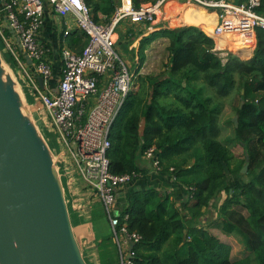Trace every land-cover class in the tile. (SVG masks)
<instances>
[{
	"label": "trees",
	"instance_id": "trees-1",
	"mask_svg": "<svg viewBox=\"0 0 264 264\" xmlns=\"http://www.w3.org/2000/svg\"><path fill=\"white\" fill-rule=\"evenodd\" d=\"M84 1L96 23H110L116 0ZM133 1L135 8L143 3ZM99 12L105 16L104 22ZM258 12L264 15V0ZM131 24L116 45L122 60V55L130 57L135 67L141 68L159 37L168 40V60L160 74H138V88L126 98L112 129L111 172L142 175V157L155 148L160 173L174 178L192 197L181 209L170 194L146 188L135 190L127 204H120L121 222L142 236L133 249V263L264 264V29L256 30L252 57L242 60L230 54L223 60L214 52L215 40L196 27L146 35L142 25ZM5 32L11 34L9 29ZM70 36L68 47L80 54L88 44L87 37L80 30ZM138 40L139 46L133 47ZM0 53L11 70L17 69L1 39ZM225 98L238 99V127L232 124L245 151L241 161L220 139L221 99ZM246 163L248 171L243 173ZM223 195L226 198L215 225L224 234L241 238L245 248L242 257L234 258L231 246L204 226L206 214ZM118 261L111 255L103 264Z\"/></svg>",
	"mask_w": 264,
	"mask_h": 264
},
{
	"label": "built area",
	"instance_id": "built-area-1",
	"mask_svg": "<svg viewBox=\"0 0 264 264\" xmlns=\"http://www.w3.org/2000/svg\"><path fill=\"white\" fill-rule=\"evenodd\" d=\"M169 1L157 0L135 8L133 0H121L122 4L110 23L98 24L84 0H0V39L4 51L13 56L18 72L36 96L32 110L40 112L45 123L60 137L57 161L67 186L80 181L90 194V200L85 203L74 200V206L87 216L95 203L101 204L119 250L120 264H134V248H129L131 243L135 246L140 243L142 236L130 231L128 223L121 222L117 194L140 174H113L109 150L112 129L126 98L137 89L136 81L142 67L137 66L135 71H131L118 55L117 33L127 20L135 24L155 25L163 17ZM181 1L217 12L219 23L211 35L216 42V55L226 60L234 54L230 48L222 50L221 39L227 37L231 43L239 39L244 46L242 53L250 52L251 56L257 42L256 30L264 29V15L258 12L261 0L239 3L232 0ZM47 8L62 18L72 16L70 20L74 27L68 25L69 21L64 24L68 26L63 30L65 38L78 29L88 39L80 54L68 45L59 48L62 67L56 90L50 88L53 76L48 59L50 49L39 40ZM6 29L10 30V35L6 34ZM24 58L32 62V69ZM39 78L43 79V87ZM142 158L151 162L156 172L162 171L155 148L148 149ZM127 219L125 216L124 221Z\"/></svg>",
	"mask_w": 264,
	"mask_h": 264
},
{
	"label": "water",
	"instance_id": "water-1",
	"mask_svg": "<svg viewBox=\"0 0 264 264\" xmlns=\"http://www.w3.org/2000/svg\"><path fill=\"white\" fill-rule=\"evenodd\" d=\"M234 54L244 60L242 52ZM233 123L238 127V116ZM57 156L0 53V264H88Z\"/></svg>",
	"mask_w": 264,
	"mask_h": 264
},
{
	"label": "crops",
	"instance_id": "crops-1",
	"mask_svg": "<svg viewBox=\"0 0 264 264\" xmlns=\"http://www.w3.org/2000/svg\"><path fill=\"white\" fill-rule=\"evenodd\" d=\"M148 2H143L142 5L152 4L154 1L157 0H146ZM234 2H243L244 0H232ZM134 2V1H133ZM121 0H116V9L121 6ZM193 10H197L199 12H206L205 14H208L207 18L203 19V22L207 24L209 28L205 29L199 25H197L194 21L198 20L197 14L194 13ZM116 12V10H115ZM114 12V13H115ZM99 18L102 22L105 20V16L99 12L98 13ZM68 19H72V16L70 15L67 18H62L58 14L54 13L52 9L47 8L46 9V16H45V24L43 27V30L40 33L39 40L41 43L45 44L49 49L50 52L48 54V59L50 61V64L53 68V76L50 80V88L56 90L57 89V83L60 79L61 75V57H60V50L61 47V31L60 29L64 26V24L68 21ZM219 23L218 14L215 11H209L202 8H199L197 6L188 4L186 2H183L181 0H171L168 2V4L164 8V14L163 17L158 19V22L155 25H142V29H146V35L156 33L159 31H162V29H179L183 27H196L203 31L205 34L211 37L213 30L217 27ZM132 25L130 21H124L117 33V39L116 44L119 45L123 37L126 35L127 28ZM73 31H78V29H74ZM68 41H70L71 36L68 37ZM229 39L227 37H224V40ZM84 40H87L85 38ZM157 40H162L163 45L166 47L168 45V40L164 37H159ZM155 40L152 44L150 49L147 51V61L150 58V55L157 49V46L155 45ZM222 41V39H221ZM235 44H241L239 39H236ZM69 46V45H68ZM139 46V40L133 45V47ZM242 46V45H241ZM244 47V46H242ZM231 49L243 52L244 48L237 49V47H232ZM246 49H249V47ZM138 55V54H137ZM136 55V56H137ZM244 57H249L250 52L246 54H242ZM138 58V56H137ZM153 58V55H152ZM153 59H157V57H154ZM30 67L29 69H32V62L29 60L27 63ZM15 77L17 78L18 82L20 83V89L22 90L25 99L27 100V103L33 107L35 102L33 100H29V97L27 96V85L22 77V75L18 72L16 69ZM36 122L38 123V126L43 134H45V129L42 125H40V121H42L43 125L48 128L47 124L45 123V119L43 116H41L40 112H35L33 110ZM141 167L144 170V173L142 175H139L137 178L133 179L130 183L122 187L118 194V210L120 208V204L124 205L127 204L128 199L130 195L138 189H146V188H155L156 190L168 193L172 196L173 200H176V206L178 208H183V199L186 198L189 194V191L184 188L182 185L177 183L174 178H171L169 175L165 173H158L156 172L155 168L149 161H141ZM66 196L67 200L69 201V209H70V215L72 220V225L74 229L75 237L81 246L84 258L88 262V264L92 263L95 264V261H97L98 264H103V260H105L108 256L115 255L118 257V264L121 263L120 261V254L118 247L113 240V237L109 236V233L107 232V228H109V224L106 223L103 220L93 219L94 215H103L104 211L100 203H95L92 211L87 215L83 216L81 213H79L75 206H74V200H77L81 203H85L88 200H90V194L85 189V187L80 183V181L74 182L73 186L69 187L66 185ZM192 198V197H191ZM192 201H194L192 199ZM105 222V223H104ZM111 229V227H110ZM111 242L113 244L114 252L112 254H109L107 252H104L105 246L107 243ZM130 249V248H129Z\"/></svg>",
	"mask_w": 264,
	"mask_h": 264
},
{
	"label": "rangeland",
	"instance_id": "rangeland-1",
	"mask_svg": "<svg viewBox=\"0 0 264 264\" xmlns=\"http://www.w3.org/2000/svg\"><path fill=\"white\" fill-rule=\"evenodd\" d=\"M140 1L144 2L145 0H140ZM146 2H148V1H146ZM68 21H69L68 25H70V27L73 28L74 27L73 22L70 19H68ZM66 28H68V26H64L60 29V31H61V45H62L61 48L64 46H67L69 44V41H68L69 38H65L63 36V30H65ZM162 43H163L162 40H157V42H155L157 49L152 53V55H153V58L157 57V59H153L152 55H150L149 60L143 64V66L140 70L141 75H143V74L144 75L145 74H156L157 75V74H160L162 72L164 65L167 63V60H168V53L166 51V47ZM233 44H234V42H232V43L230 42V48L242 47V46H240V44H235V45H233ZM229 51H231V53L236 52V50H233V49L229 50ZM122 57L125 59V62L129 66L130 70L135 71L136 67H135V64L133 63V60L127 56L122 55ZM244 60H246V59H244ZM12 71L14 73H16V69H14ZM136 86L138 88V82L137 81H136ZM27 88H28L27 96L29 97V100L30 101L33 100V102H35V100H36L35 94L32 92V90L28 86H27ZM221 101L223 103L224 108H223V113L221 115V127L223 130H222V135H221L220 139L231 148L232 153L237 158V160L241 161L242 159H244L245 151H244V147L239 143V140L237 139V137L235 135L234 126L232 124L233 119L236 117L235 107H236V105H238V99H236L234 101L231 98H225V99H221ZM40 125H42L45 129L44 137H45L46 141L48 142L51 150L53 151V153L58 154L60 152V137L55 134V132L49 127L48 124H47L48 128H46L43 125L42 121H40ZM247 165H248V163H246L244 167H247V171H248ZM247 171H246V173H247ZM63 184H64V187H66V185H67L66 179H63ZM189 197L190 196L188 195L186 198H184L183 203L186 201H189V199H188ZM225 198H226V196L223 195L222 200H220L218 203H215L216 206L213 205L212 208L208 211V213L206 214V218L204 219V226H206L208 231H210V233L217 236L222 242L227 243L231 246L232 256L234 258L242 257L245 254V248H244V244L241 241V238L239 236H236V235L235 236H228V235L223 233V231L221 230V228L218 225H215V223L217 222L218 215H219V209H220L223 201L225 200ZM99 220H103L109 224V221L104 214L99 218ZM110 227L111 226L109 224V228H107V232L109 233V236L112 237V228L110 229ZM104 252H107L109 254H112L114 252L113 244L111 242L106 244ZM90 264H92V263H90Z\"/></svg>",
	"mask_w": 264,
	"mask_h": 264
},
{
	"label": "bare ground",
	"instance_id": "bare-ground-1",
	"mask_svg": "<svg viewBox=\"0 0 264 264\" xmlns=\"http://www.w3.org/2000/svg\"><path fill=\"white\" fill-rule=\"evenodd\" d=\"M193 11H194V13L197 14V17H198V20L197 21H194L193 20V22H195L197 25H199V26H201V27L209 30L210 27H208L207 24H205L203 22V19L204 18H207L208 17V14H205L206 12H199L197 10H193ZM241 45L242 44H240V46ZM221 46H224L223 49H222L223 51H225L226 49H229L230 48V41L228 39L224 40V38H223L222 41H221ZM225 46H227V47H225Z\"/></svg>",
	"mask_w": 264,
	"mask_h": 264
}]
</instances>
